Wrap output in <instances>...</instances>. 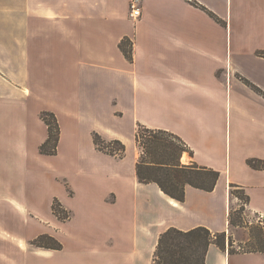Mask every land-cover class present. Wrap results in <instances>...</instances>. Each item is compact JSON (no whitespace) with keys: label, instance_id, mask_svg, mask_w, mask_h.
Returning <instances> with one entry per match:
<instances>
[{"label":"crops","instance_id":"obj_1","mask_svg":"<svg viewBox=\"0 0 264 264\" xmlns=\"http://www.w3.org/2000/svg\"><path fill=\"white\" fill-rule=\"evenodd\" d=\"M140 7L133 20L129 0H0V206L46 220L37 202L57 183L49 204L57 196L71 217L60 221L50 209L60 228L53 236L78 220L72 264H152L169 227L229 232L230 183L245 188L249 212L264 216V170L246 163L264 158V94L241 79L264 93L257 55L264 0H140ZM123 38L131 60L119 48ZM42 110L60 128L49 156L56 167L45 171L34 166L47 137ZM138 124L181 137L193 151L182 163L220 172L213 190L185 185L180 202L139 182ZM93 131L121 140L124 157L98 150ZM40 249L44 258L59 251ZM205 264H264V255L210 244Z\"/></svg>","mask_w":264,"mask_h":264},{"label":"trees","instance_id":"obj_2","mask_svg":"<svg viewBox=\"0 0 264 264\" xmlns=\"http://www.w3.org/2000/svg\"><path fill=\"white\" fill-rule=\"evenodd\" d=\"M193 4L206 10L208 14L221 22L211 11L204 6ZM119 48L129 60L132 59V46L128 38L119 42ZM257 55L264 57V50L257 51ZM241 79L258 93L264 94L257 86L241 77ZM40 118L47 127V137L39 145L41 155L52 156L56 154L59 139V124L55 114L48 110L40 112ZM95 147L115 158H123L126 151L125 144L117 139H104L96 131L92 133ZM135 143L139 156L135 164L137 180L141 183H156L160 190L169 197L184 201L185 185L211 191L213 190L220 172L212 167L200 165L195 161L188 164L181 162L183 153L193 155L192 149L177 134L161 128H150L138 124L135 131ZM246 163L249 167L264 170V158L248 157ZM231 197L238 198L240 207L234 212L229 208L228 227L247 226L249 233L244 242H237L225 230L212 232L205 226H196L188 230L169 227L160 233L152 255V264H205V255L210 244H215L229 254L260 252L264 255V226L262 220L256 224H247L243 219L244 207L249 202V195L242 185L230 183ZM51 213L60 221L70 219L71 212L62 205L57 197H53L50 206ZM48 241V243H44ZM36 247L51 250H61L63 244L53 235L40 233L31 241Z\"/></svg>","mask_w":264,"mask_h":264},{"label":"rangeland","instance_id":"obj_3","mask_svg":"<svg viewBox=\"0 0 264 264\" xmlns=\"http://www.w3.org/2000/svg\"><path fill=\"white\" fill-rule=\"evenodd\" d=\"M225 111L226 115H228V121L230 120L231 123V110L228 108V111ZM250 111L251 109L246 107L247 114L245 115H248ZM245 121H248L247 118H245ZM34 166L41 171H45L50 167H56V162L52 157L39 155V159L34 163ZM55 192H59L58 184L54 182L47 183L41 190L40 201L37 202V209L40 215L46 220L38 218H36L37 220H30L26 217L25 210H14L12 208L0 206V264L73 263L72 257L77 250L75 241L77 235L74 227L78 220L72 219L63 225L61 232L57 233V237L64 245V248L51 254L48 258L41 257L40 255L43 249L34 246L30 242L35 236L40 234L41 231L50 235H55L60 229L57 219L50 213L49 201L51 195ZM240 203L241 201L238 198L231 197L230 208L235 212L236 209L240 207ZM246 205L243 206L244 210L242 216L247 224H256L262 220V225L264 226V216L249 212L246 209ZM228 229L229 232L227 233H230L235 241L244 242L247 240L249 233L247 226L228 227ZM44 243H48V241Z\"/></svg>","mask_w":264,"mask_h":264},{"label":"built area","instance_id":"obj_4","mask_svg":"<svg viewBox=\"0 0 264 264\" xmlns=\"http://www.w3.org/2000/svg\"><path fill=\"white\" fill-rule=\"evenodd\" d=\"M141 15L140 0H129L128 17L135 20Z\"/></svg>","mask_w":264,"mask_h":264}]
</instances>
